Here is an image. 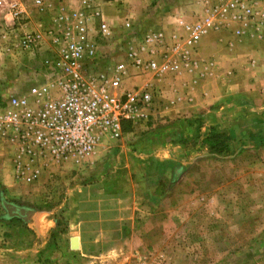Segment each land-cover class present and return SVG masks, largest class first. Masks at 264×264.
<instances>
[{"label": "rangeland", "instance_id": "rangeland-1", "mask_svg": "<svg viewBox=\"0 0 264 264\" xmlns=\"http://www.w3.org/2000/svg\"><path fill=\"white\" fill-rule=\"evenodd\" d=\"M14 1L0 2V47L15 30L52 19L31 6L14 19L9 8ZM154 3L143 14L126 13L110 22L113 37L100 39L111 53L110 65L124 60L127 41L158 27L161 19L150 12ZM127 20L139 34L124 29ZM2 54L0 99L27 91L34 67L27 58L25 72L7 78L9 58ZM134 77L139 80L130 81ZM151 81L152 73L135 75L130 69L124 86ZM161 111L128 120L132 124L123 125L122 135L104 139L93 157L70 161L38 181L16 183L24 192L11 191V201L50 208L55 218L50 235L61 256L49 264H264V129L232 134L205 128L200 118L181 120ZM212 128L228 136L227 152L203 146ZM74 235L81 243L73 242L72 249Z\"/></svg>", "mask_w": 264, "mask_h": 264}, {"label": "built area", "instance_id": "built-area-1", "mask_svg": "<svg viewBox=\"0 0 264 264\" xmlns=\"http://www.w3.org/2000/svg\"><path fill=\"white\" fill-rule=\"evenodd\" d=\"M200 1L202 15L178 21L186 35H168L164 29L140 33L126 42L125 58L115 65L109 64L111 53L100 42L113 37L114 27L99 0L10 3L14 19L28 13L30 6L54 14L48 25L41 23L21 39L34 56L29 89L0 99V149L10 155L15 179L31 183L70 161L79 163L104 139L120 137L124 121L152 109L160 112L163 88L158 80L211 65L198 56L199 41L210 29L237 22L264 30V0ZM123 26L130 35L139 34L130 20ZM100 63L105 66L98 68ZM132 68L135 75L152 73L156 81L125 87Z\"/></svg>", "mask_w": 264, "mask_h": 264}, {"label": "crops", "instance_id": "crops-1", "mask_svg": "<svg viewBox=\"0 0 264 264\" xmlns=\"http://www.w3.org/2000/svg\"><path fill=\"white\" fill-rule=\"evenodd\" d=\"M64 1L72 3L74 0ZM118 1L101 2L104 16L109 22L124 17L126 13L132 16L143 14L155 2L150 12L161 21L154 29H164L168 35H186L179 26V19L193 21L204 11V4L200 0H121V5ZM37 28L30 25L15 30L7 45L0 47V56H5L2 54L5 52L9 58L7 78L22 75L27 58L34 62V56L24 49L21 39L25 33ZM237 30L241 35H236ZM198 56L211 65L204 67V64H200L185 69L181 74L158 80L164 91L161 113L171 118L180 117L181 120L200 118L205 128L215 126L232 134L238 132L242 135L254 129L263 130L264 30L256 31L252 23L237 22L228 28L210 29L199 41ZM132 80L139 79L134 77ZM129 124L132 123L127 120L123 122L125 128ZM162 139L166 140V136ZM3 154L10 158L6 151L0 149V264H49L48 259L57 260L61 256L57 243H54L50 235L55 218L51 217L50 208L42 209L20 200H10L11 191L22 193L24 189L16 184L19 181L14 177L11 158L10 162L7 156L8 160H3ZM4 201L14 204L19 214L10 215ZM71 239L81 243L78 235Z\"/></svg>", "mask_w": 264, "mask_h": 264}, {"label": "trees", "instance_id": "trees-1", "mask_svg": "<svg viewBox=\"0 0 264 264\" xmlns=\"http://www.w3.org/2000/svg\"><path fill=\"white\" fill-rule=\"evenodd\" d=\"M229 138L221 131L212 128L210 132L203 137L202 144L207 147L211 152H227L229 149Z\"/></svg>", "mask_w": 264, "mask_h": 264}, {"label": "water", "instance_id": "water-1", "mask_svg": "<svg viewBox=\"0 0 264 264\" xmlns=\"http://www.w3.org/2000/svg\"><path fill=\"white\" fill-rule=\"evenodd\" d=\"M3 203H4V205H5L7 211L9 212L10 215H17V214H19L17 211H15L16 210V206L14 204L9 203L7 201H4ZM22 211L23 210H20V212H22ZM71 245H72V248H75L72 239H71Z\"/></svg>", "mask_w": 264, "mask_h": 264}]
</instances>
